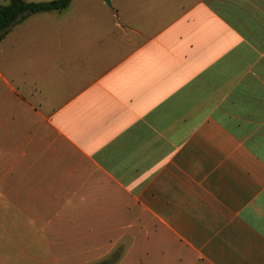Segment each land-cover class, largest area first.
<instances>
[{"label": "crops", "instance_id": "0c3cea01", "mask_svg": "<svg viewBox=\"0 0 264 264\" xmlns=\"http://www.w3.org/2000/svg\"><path fill=\"white\" fill-rule=\"evenodd\" d=\"M120 247L264 264V0H72L0 42V264Z\"/></svg>", "mask_w": 264, "mask_h": 264}, {"label": "trees", "instance_id": "16d2710c", "mask_svg": "<svg viewBox=\"0 0 264 264\" xmlns=\"http://www.w3.org/2000/svg\"><path fill=\"white\" fill-rule=\"evenodd\" d=\"M72 0H52L47 2H28L26 0H9L6 5H0V42L18 24L27 20L35 14L47 12H63ZM97 264H113L112 261H105Z\"/></svg>", "mask_w": 264, "mask_h": 264}, {"label": "rangeland", "instance_id": "374dc122", "mask_svg": "<svg viewBox=\"0 0 264 264\" xmlns=\"http://www.w3.org/2000/svg\"><path fill=\"white\" fill-rule=\"evenodd\" d=\"M27 1H34V2H39V1H43V2H47V1H52V0H27ZM9 3V0H0V5H4ZM76 234L74 232H68V240H69V244L70 246H74L75 245V240H76ZM86 238L89 236V233H82ZM85 238V239H86ZM89 243V242H88ZM72 250V248H70ZM153 253H154V257L151 260H148V263H140V261L138 260V258H133L134 261H131L132 259H129L127 261L126 264H190L188 263L189 259V253L187 250H185L184 248L180 247L175 251V254H172L171 251H167V250H163V249H159V248H155V249H150ZM124 249L122 247L115 249V251L113 252V254L106 259V261H112L113 264H118L119 258L121 257L122 253H123ZM177 254L178 256H182L184 260H186L187 262H183L182 257H179L180 260H182V262L177 260ZM84 262H76L75 259L70 255V259H69V263L68 264H97L99 262H88V258L84 259ZM105 262V261H104ZM100 263H102L100 261Z\"/></svg>", "mask_w": 264, "mask_h": 264}, {"label": "water", "instance_id": "95a60500", "mask_svg": "<svg viewBox=\"0 0 264 264\" xmlns=\"http://www.w3.org/2000/svg\"><path fill=\"white\" fill-rule=\"evenodd\" d=\"M107 3L110 5V1H107Z\"/></svg>", "mask_w": 264, "mask_h": 264}]
</instances>
